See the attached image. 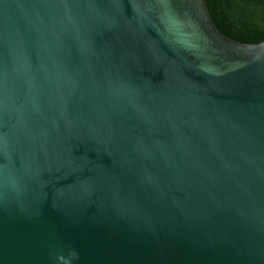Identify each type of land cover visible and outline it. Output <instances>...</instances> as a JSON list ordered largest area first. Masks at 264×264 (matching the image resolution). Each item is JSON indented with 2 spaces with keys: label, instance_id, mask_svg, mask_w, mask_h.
Listing matches in <instances>:
<instances>
[{
  "label": "water",
  "instance_id": "95a60500",
  "mask_svg": "<svg viewBox=\"0 0 264 264\" xmlns=\"http://www.w3.org/2000/svg\"><path fill=\"white\" fill-rule=\"evenodd\" d=\"M0 264H264V40L204 0H0Z\"/></svg>",
  "mask_w": 264,
  "mask_h": 264
},
{
  "label": "trees",
  "instance_id": "16d2710c",
  "mask_svg": "<svg viewBox=\"0 0 264 264\" xmlns=\"http://www.w3.org/2000/svg\"><path fill=\"white\" fill-rule=\"evenodd\" d=\"M217 30L241 42L264 40V0H204Z\"/></svg>",
  "mask_w": 264,
  "mask_h": 264
}]
</instances>
